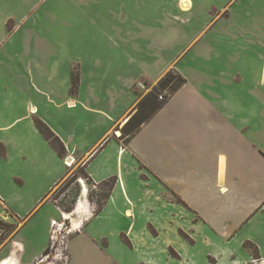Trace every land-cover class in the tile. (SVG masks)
<instances>
[{
	"label": "crops",
	"instance_id": "0c3cea01",
	"mask_svg": "<svg viewBox=\"0 0 264 264\" xmlns=\"http://www.w3.org/2000/svg\"><path fill=\"white\" fill-rule=\"evenodd\" d=\"M13 1L14 11L0 6V25L14 20V29L0 35L6 40L18 34L29 57L37 55L31 51L41 41L44 56L56 62L58 52L46 54L54 51L56 36L77 40L75 52H62L67 65L57 94L60 100L53 103L56 108L77 109L75 129L70 133L64 123L41 115L63 141L66 154L59 156L50 146L35 125L36 116L25 129V145L39 140L50 157L58 156L65 166L68 157L80 160L96 184L116 177L103 207L75 231L85 245L76 243L77 249L69 252L68 244L66 264H74L75 258L89 264H127L117 250L123 245L118 234L129 238L134 220L121 227L117 219L133 214L129 206L135 200L147 216L143 223L151 234L149 243L159 250L149 251L139 264L164 259L195 264V248L219 250L218 257L225 258L221 264H264V116L260 99L244 97L238 64L231 67L236 74L230 76V58L232 63L238 59L226 50L223 33L214 39L215 46L212 39L202 40L209 24L179 34V25H190L193 19L179 14L191 11L189 0L178 3V13L167 21L157 16L158 4L59 0L20 33L44 0ZM171 68L184 76V84L123 143L113 132L134 112L136 83H155ZM21 102L30 118L37 106L27 98ZM90 133L94 138L88 141ZM0 143V219L14 227L0 243V264L44 262L50 220L55 218H37V211L65 173L41 186L37 195L22 196L27 177L8 162L9 150L20 146V140L0 135ZM80 186L86 196L87 184L86 192L81 181Z\"/></svg>",
	"mask_w": 264,
	"mask_h": 264
},
{
	"label": "rangeland",
	"instance_id": "374dc122",
	"mask_svg": "<svg viewBox=\"0 0 264 264\" xmlns=\"http://www.w3.org/2000/svg\"><path fill=\"white\" fill-rule=\"evenodd\" d=\"M118 1V0H117ZM133 3H148L151 6L158 4L157 16L163 18L165 21L170 19L174 13H178V3L181 4L184 0H127ZM192 4L190 12H179L182 16L193 18L190 25L180 24L179 34H189L195 29L208 26L205 28L202 40L212 39L214 46L217 45L214 39L219 33H223L226 37L229 55L237 56V62L232 63L230 58V76L236 70H231V67L239 65L238 74L242 77L241 83H244V97L257 98L261 100L260 114L261 118L264 116V0H189ZM59 2V0H44L42 4L31 13L28 21L19 31L24 32L26 28L32 26L33 17L41 14L45 7H49L52 3ZM0 6L3 9H13V0H0ZM17 11L19 9L17 8ZM23 12V10H21ZM30 13V11L28 12ZM148 15L152 16L153 12L148 10ZM156 15V14H155ZM4 26L0 25V32H11L14 29V20L10 22L5 21ZM58 26H60L58 24ZM42 29L40 26H38ZM166 31L168 26L165 27ZM57 33L62 31L56 30ZM225 34V35H224ZM4 35H0V135L7 138L17 137L20 140V146L9 150L8 162L19 173L25 174L27 182L20 190L22 196H35L39 193L41 186L48 185V181L55 179L59 174L65 173L63 178L52 188L45 203L37 211V218L42 217L46 221L49 217L57 220L61 218V213L57 206L64 212L74 213L73 215L79 217L74 208L80 200L86 199L87 206L90 205L91 210L96 208L94 200H98L104 192V186L95 189L90 181L86 179L81 170L82 162L77 160L66 161V166L62 160L58 163V156L50 157V154L40 145L39 140H31V147L25 145L27 136H25V129L29 126V119L33 116L41 118L45 115L50 119H54L64 123L70 133L75 129V118L77 117V109L56 108L53 106L54 102L60 100L57 94L61 91V84L63 86V79L67 65V59L62 55L63 50L67 52H75L77 48V40H61L60 36H56L57 40L54 42L52 49L54 51H47L46 54L51 56L58 52V56L53 58L58 61H51L50 57L44 56L45 51L40 49L41 41L35 42L36 50L31 51V54L37 53L36 56H28L26 50L22 47V40L18 39V34L3 39ZM181 37L180 40H182ZM225 40V39H224ZM223 40V41H224ZM217 47V46H216ZM169 49L166 50V53ZM39 54V55H38ZM43 54V55H42ZM62 55V56H61ZM151 85H156L157 82ZM137 91V99L144 96L143 90L135 86ZM66 93V87L64 88ZM163 91V90H162ZM161 91V92H162ZM160 92V93H161ZM30 99L31 105L37 106L35 110H30V118L24 114L27 113L26 104L22 103V99ZM38 110V111H37ZM34 118V122H35ZM63 119V120H62ZM33 122V121H32ZM122 126L117 127L113 134L119 136L123 129ZM120 131V134L117 132ZM94 138V133H90L87 137L88 141ZM34 141V143H33ZM77 142L76 139L74 140ZM48 166L47 168L45 165ZM82 183L87 184L88 192L86 196L81 195ZM139 193H141L139 191ZM43 203V202H42ZM134 206H129L133 210V214H127L126 217L120 216L117 219V224L122 227L127 225L129 220H134V229L131 231V236L128 238L124 233L118 234L119 240L122 242V251L118 247L119 254L124 258L127 264H139L145 259L150 252H157L156 244H150L147 226L143 221H147V216L141 213L138 206L141 203L134 201ZM136 206V207H135ZM39 207V206H38ZM37 207V208H38ZM36 208V209H37ZM94 212V211H93ZM62 213V216L64 214ZM133 215V216H132ZM131 217V218H129ZM135 217V218H134ZM65 218V217H63ZM56 220V221H57ZM70 220V219H69ZM60 221V220H59ZM71 221V220H70ZM3 222V221H2ZM60 224V225H59ZM69 224L72 227V222H64V227L54 234L52 240V248L49 246L47 251L43 252L44 262L37 264H66L68 261L69 252L77 249L78 243L82 247L85 245L84 240L75 232L66 233L65 227ZM58 228L62 226V222L58 223ZM14 227L6 223L0 224V243L8 239ZM57 230V229H56ZM126 233V232H125ZM128 235V233H126ZM80 237V238H79ZM50 241V239H49ZM67 242V243H66ZM69 242V243H68ZM69 244V248H68ZM121 245V244H120ZM68 248V249H67ZM87 250V248H85ZM150 251V252H149ZM245 251V250H244ZM193 258L195 264H217L225 261L224 256L219 258L222 253L214 249H193ZM235 252H240L235 250ZM47 254V255H46ZM59 254V255H58ZM41 256V257H42ZM77 264H89L85 260H78ZM74 263V264H75ZM159 264H188L184 261L161 260Z\"/></svg>",
	"mask_w": 264,
	"mask_h": 264
},
{
	"label": "trees",
	"instance_id": "16d2710c",
	"mask_svg": "<svg viewBox=\"0 0 264 264\" xmlns=\"http://www.w3.org/2000/svg\"><path fill=\"white\" fill-rule=\"evenodd\" d=\"M185 82L184 76H182L179 72L174 69L167 70L157 81V84L153 86V88L144 93L142 98H139L134 106V112L124 123L122 129V133L118 136V138L126 143L130 137L139 129L140 125L147 121L168 99L170 95H172L178 88H180ZM167 89L169 92V96L164 98L163 100L158 99V94ZM35 125L38 130L44 136V138L48 141L50 146L56 151L59 156L64 157L66 154V148L63 141L60 137L40 118H35ZM4 154V145L0 143V155ZM83 176L88 179L91 185L95 186V189L100 186H104V192L101 194L100 199L94 200L96 204V208L94 212H98L106 202L111 189L115 183L116 177L110 176L109 178L102 180L99 183L92 182L88 177L87 172L82 167L81 170ZM76 180L77 177H75ZM0 219V224H4L6 222H2ZM7 224V223H6ZM247 245V244H246ZM250 246L253 244L249 243ZM47 249L45 250V252ZM255 252V250H253ZM257 251V249H256Z\"/></svg>",
	"mask_w": 264,
	"mask_h": 264
},
{
	"label": "built area",
	"instance_id": "2783aa9c",
	"mask_svg": "<svg viewBox=\"0 0 264 264\" xmlns=\"http://www.w3.org/2000/svg\"><path fill=\"white\" fill-rule=\"evenodd\" d=\"M136 87H139L141 90H143L144 93L150 91L154 85H151L148 82L145 81H138L135 85ZM167 96H169V92L167 89L163 90L161 93L158 94V99L159 100H163L164 98H166ZM93 188H95V186L93 185ZM94 208L93 210H91L90 205L88 204V206L86 207V209H78L77 205L74 208V212H77L82 219V222L87 219L91 214H93ZM63 211L61 212V218L59 219L62 222V226L60 228H58V222H56L55 219H51L50 220V246L49 248H52L53 244H52V240L54 238V234L58 231H60L62 229V227H64V222L65 220L68 221V223L70 222L69 219H65L62 216ZM81 222V223H82ZM81 223L79 225L76 226V228L71 229V227L69 226V224L65 227V232L69 234V232H75L78 231L80 229ZM57 229V230H56ZM47 255V254H46Z\"/></svg>",
	"mask_w": 264,
	"mask_h": 264
},
{
	"label": "bare ground",
	"instance_id": "6f19581e",
	"mask_svg": "<svg viewBox=\"0 0 264 264\" xmlns=\"http://www.w3.org/2000/svg\"><path fill=\"white\" fill-rule=\"evenodd\" d=\"M186 1V0H185ZM185 1H183V2H185ZM185 4H186V2H185ZM118 134H120V131H118L117 132ZM74 161H75V159H73ZM83 184V191H85L86 192V186H85V184L84 183H82ZM83 193V192H82ZM84 195V194H83ZM86 207H87V201H86V199H84V200H80V202L78 203V205H77V208L78 209H86ZM64 214V216L63 217H65V219H70L71 221L69 222V223H71L72 222V227H71V229H75L76 228V226L77 225H79L81 222H82V219H81V217H76V216H74L72 213H67V212H64L63 213ZM55 220H57V219H55ZM56 222H60L59 220H57ZM60 225V224H59ZM69 233H72V232H69ZM59 255V254H58Z\"/></svg>",
	"mask_w": 264,
	"mask_h": 264
},
{
	"label": "water",
	"instance_id": "95a60500",
	"mask_svg": "<svg viewBox=\"0 0 264 264\" xmlns=\"http://www.w3.org/2000/svg\"><path fill=\"white\" fill-rule=\"evenodd\" d=\"M70 158L68 157V160H69Z\"/></svg>",
	"mask_w": 264,
	"mask_h": 264
}]
</instances>
